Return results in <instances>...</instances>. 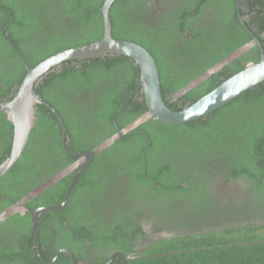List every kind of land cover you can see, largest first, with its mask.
Masks as SVG:
<instances>
[{
  "label": "trees",
  "instance_id": "1",
  "mask_svg": "<svg viewBox=\"0 0 264 264\" xmlns=\"http://www.w3.org/2000/svg\"><path fill=\"white\" fill-rule=\"evenodd\" d=\"M163 1L168 4L158 9L157 4ZM104 2L0 0V98L13 97L28 66L61 50L103 38ZM239 2L240 11L238 0H115L110 11L113 36L139 43L153 54L167 105L182 110L248 63L261 59L260 47L254 45L185 94L175 96L252 42L253 36L239 12L264 46V0ZM140 73V67L125 55L71 60L49 73L37 90L62 115L69 148L95 151L118 131L114 118L124 129L148 112L144 91L139 87ZM35 116L22 156L0 179V213L81 158L64 149L59 120L46 105H36ZM13 136L14 125L7 112L0 109V164L11 153ZM125 136L96 152L77 177L62 209L38 213L44 258L39 254L30 212L15 213L0 224V235L7 227L11 230L9 241L0 240V264H47L45 259H52L61 248L70 249L78 264H105L109 247L122 251L129 258L128 264H264L261 219L257 225L191 229L168 238L150 239L139 222L141 216L123 210L133 208L129 206L135 199L138 206L142 204L145 192V202L154 205L161 195L157 205L166 198L172 207L178 192L204 189L203 180L194 176L208 175L209 151L221 146L242 149L241 153L251 157L242 161L234 155L222 165L228 168L229 177L245 172L253 175V186L263 195L264 168L260 161L264 152L258 149L264 148V82L207 117L182 124L150 117ZM176 159L190 162L196 169L179 174L181 164L178 168ZM75 172L30 197L26 205L35 209L63 202ZM142 234L148 241L136 256H131L134 240ZM99 247L104 253L95 254ZM49 264L74 262L61 251ZM109 264L126 263L117 255Z\"/></svg>",
  "mask_w": 264,
  "mask_h": 264
},
{
  "label": "water",
  "instance_id": "2",
  "mask_svg": "<svg viewBox=\"0 0 264 264\" xmlns=\"http://www.w3.org/2000/svg\"><path fill=\"white\" fill-rule=\"evenodd\" d=\"M114 1L115 0H105L102 6L104 21L103 38L95 42L61 50L39 62L33 67L28 66L27 73L21 84L17 86L13 97L10 99L0 98V109L7 112L8 118L14 125L12 150L7 158L4 159L0 164V179L4 177V175L15 165L18 159L22 156L29 141L31 131L36 122L35 111L36 105L38 104L46 105L59 120L62 130V144L64 149L73 155H79L83 158V164L79 165L80 163L77 162L75 165L66 169L63 173L57 175L41 187L37 188L33 193H31L32 195H39L46 188L53 185L66 174L78 168L74 173L72 180L66 190L64 201L60 204L30 209L26 205L27 198H23L22 200L14 202L11 206L0 213V223L17 212L21 214H26L27 212L31 213V223L35 232L37 247L39 250V254L43 258L44 256L41 249V239L37 226L38 213L46 210L62 209L65 206L68 197L73 189V186L77 180V177L79 176L80 172L93 161L96 152H100L101 150L109 148L117 139L124 137V134L130 133L141 122H144L150 117H155L156 119L169 124H182L204 118L209 116L211 113L227 104L246 90L254 87L261 82H264V46L260 38L253 34L251 29L241 18V12H239V16L244 26L254 36L253 40L252 42L245 44L243 47L229 55L225 60H223V62H220V64L221 66L226 65L229 61L246 52L254 43H257V45L260 47L261 59L257 62L248 63L244 69L235 73L219 86L202 96L196 102L186 106L182 110H174L170 108L163 97L160 70L153 54L145 46L139 43L130 40L119 39L113 36V26L110 11ZM237 7L240 11L239 0ZM107 55L128 56L140 67L141 73L139 87L144 91L146 103L148 106V112H146V114L139 120L134 122L132 126L128 127L127 129L124 128L125 130L118 126L117 121L114 118V123L118 127L117 134H114L112 137L108 138L95 151L72 150L67 144L66 124L62 115L54 105H52L38 92L37 87L45 80L46 76L49 73H51L58 67H62L64 62H68L71 60L76 61L104 57ZM221 66L212 67L205 74L198 77L197 79L183 87L181 90L176 92L175 96L185 94L190 89L204 81L208 76L216 72L218 69H221ZM144 159L146 161L145 153ZM61 251L68 253L71 256L74 264H78L74 253L68 248L59 249L56 252L55 256L48 261H55ZM119 254H121V256L124 258L125 263L128 264V258L125 257V255L122 253ZM113 259L114 256L111 257L110 260H108L107 264H109Z\"/></svg>",
  "mask_w": 264,
  "mask_h": 264
},
{
  "label": "flooded vegetation",
  "instance_id": "3",
  "mask_svg": "<svg viewBox=\"0 0 264 264\" xmlns=\"http://www.w3.org/2000/svg\"><path fill=\"white\" fill-rule=\"evenodd\" d=\"M162 4L167 5L168 2L163 1L160 4H157V8L162 9ZM241 16V18L245 20L242 13ZM254 45H257V43H254L250 48H252ZM250 48L248 50H250ZM233 60L229 61L228 63L232 62ZM221 62H223V60ZM218 66H221L220 62L214 67ZM223 66H221V68ZM144 115H142L141 117H143ZM141 117L130 123L127 127H125V129L132 126V124L139 120ZM133 130L131 132H133ZM115 134H117V132ZM124 138H126V136L122 137V139ZM262 143V141L259 142V147H262ZM143 149H145V146H143ZM258 151L263 153L264 148L258 149ZM241 152L242 149H234L226 146L215 147L214 149H211L209 151L210 158L207 159L209 161L208 175L202 176L198 173L194 176L203 180V184L201 183V185L204 189L192 193L178 192L176 198L174 199V205H172V207L168 205L169 199L166 198L160 200L157 205V201L161 195H157V199L153 202L154 205H151L150 202H145V198L148 195L147 192H145L146 195L143 196V201L141 202L142 204L139 203L140 205L138 206V199H135L133 202H130V204L133 206H129L133 208L128 209L125 207V209L123 210L129 211L135 217H138L137 215L141 216V220L139 219V222L143 226L147 236L150 239L168 238L178 233L184 234V232L190 231L191 229L198 230L204 228L206 230H210L214 227L225 229L227 227H232L235 225H243L244 223L257 225L258 219L264 221V194L261 195L257 190H255L253 186V180L251 178L253 177V175L245 172L244 174H240L236 177H229L230 173H228V168L225 165H222L224 163H228L231 159H233L234 155L242 161L245 158L251 160L250 156H247L245 155V153ZM144 153L145 151L143 150V154ZM77 162L80 163L79 165L83 164V158L81 157L76 162H73L71 165L64 168L56 175L52 176L45 182H42L41 185L33 189V191H31L26 197H24L27 198L26 201L29 200L30 197L38 196L36 194H31L37 188L41 187L57 175L63 173L66 169L72 167ZM179 162L181 164V168H179L178 166ZM260 165L264 168V160L260 161ZM177 166L179 168V174H188V171H194L196 169L195 167L190 165V162L188 163L187 161L177 160ZM77 169L78 168L74 169L73 171H76ZM71 172H69L68 174H70ZM205 180H207V182ZM171 202L173 201L171 200ZM147 204H149V206ZM123 210L121 212H123ZM108 212H110V210H108ZM8 235H11V230L7 227V229L3 230L2 234L0 235V240L2 241L5 238L7 239V241H9L8 239L11 238ZM145 236L146 235L142 234L136 241L134 240V243L136 245L134 251L132 252L133 254L131 253V256H136L137 253L142 250L141 248L148 241L145 239ZM102 248L103 247H99L97 253H94H104ZM108 249V252L107 250H105V253H107V256H109L108 260H110L113 256H121V254L119 253L124 254L122 251L113 250V248L111 247H109ZM110 251H112V253H110ZM107 262L105 264H107ZM46 263L49 264L51 262L46 260Z\"/></svg>",
  "mask_w": 264,
  "mask_h": 264
}]
</instances>
